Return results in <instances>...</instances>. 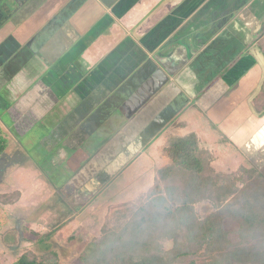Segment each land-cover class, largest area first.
Segmentation results:
<instances>
[{"label": "crops", "instance_id": "crops-1", "mask_svg": "<svg viewBox=\"0 0 264 264\" xmlns=\"http://www.w3.org/2000/svg\"><path fill=\"white\" fill-rule=\"evenodd\" d=\"M1 11L3 62L32 52L10 85L35 99L47 88L34 119L54 146L73 148L70 163L87 162L72 194L154 141L156 153L190 133L204 148L215 133L244 151L262 142L252 99L264 80V0H0ZM33 164L9 173L38 172Z\"/></svg>", "mask_w": 264, "mask_h": 264}, {"label": "rangeland", "instance_id": "rangeland-1", "mask_svg": "<svg viewBox=\"0 0 264 264\" xmlns=\"http://www.w3.org/2000/svg\"><path fill=\"white\" fill-rule=\"evenodd\" d=\"M6 4L10 6L12 3L9 1ZM263 34L260 37L261 43L264 42ZM28 48L24 46L17 50L0 66V135L14 148L12 154H6L7 151L0 154V194L20 191L14 203H3L0 200V264H17V259L27 250H34L40 256L50 255L44 264H84L82 256L88 253V247L94 240L104 236L111 239L120 237L126 233V226L133 222L145 223L154 218L152 209L149 210L151 213H145L143 208V204L151 202L152 197L146 194L144 198L139 196L150 188L164 197L171 211L176 213V218L182 200L185 199L194 206L198 222L220 212L219 219L223 229L228 231L227 239L232 244L243 245L248 242L247 246L252 247L255 243L264 245L263 238H253L255 233L245 235L244 239L240 235V219L235 217L242 210L244 200L254 203L261 199V193L264 195V180L255 177L264 173V137L262 142L255 143L254 150L249 148L253 150L251 152L234 146L224 135L217 133L214 145L205 143V148L212 153L209 157L212 170L208 169L201 177L213 176L216 179L214 174H217L218 184H226L233 181L232 173L243 175L242 180L236 181L235 191L220 207H216L209 198L201 197L205 194L197 189L200 178L197 179L191 172L178 170L168 173L164 179L158 178L157 170L169 162V157L163 146H159L158 153L154 152L155 141L137 158H129L126 163L124 160L109 164V172L99 170L102 172L99 179L91 180L78 193L72 194L68 184L74 182V177L87 162L70 163L77 158L72 152L73 148L71 150L67 146L69 144L63 141L62 146H54L47 131L38 119H34L39 111L32 108L33 102L40 103V97L46 93L47 88L42 87L43 92L35 99L23 94V83L18 82L13 87L10 85L26 65L27 57L32 54ZM3 56L0 50V64L4 60ZM261 85L258 95L252 99L257 117L264 116V80ZM261 111V114L257 113ZM77 132L82 134L80 145L84 141L89 142L87 137L90 136V130L84 132L80 129ZM97 144L98 141L91 142L88 151L98 152L101 147ZM45 151L41 156L37 154ZM25 162L29 165L34 163L39 171L18 175L9 173L13 166ZM242 168L250 171L245 172ZM44 181H48L51 186ZM194 195L199 197L195 203L191 200ZM164 222L159 226L165 227ZM246 224L253 229H263L259 218H251ZM186 234V229H180L173 235L162 230L155 231L153 236H163L165 249L173 250L177 244L187 241ZM145 236H149L148 232ZM201 241L200 236L194 238V242L186 249L189 254L178 258L179 264H192V260L202 264L203 260L211 259L208 251L227 245L224 237L208 247L200 244ZM183 251H178L179 256ZM257 263L264 264L261 259ZM233 264L255 263H239L235 260Z\"/></svg>", "mask_w": 264, "mask_h": 264}, {"label": "trees", "instance_id": "trees-1", "mask_svg": "<svg viewBox=\"0 0 264 264\" xmlns=\"http://www.w3.org/2000/svg\"><path fill=\"white\" fill-rule=\"evenodd\" d=\"M260 46L264 52V42L260 43ZM6 147V139L0 135V154L5 151ZM165 150L168 154L169 162L157 170L158 178L164 179L168 173H174L178 170L191 172L194 176L198 177L197 179L200 178L199 183H197V189L205 194L201 197L209 198L216 207H220L221 204L226 202L229 195L236 189V181L242 180L243 175L237 172L231 174L233 181L226 184H218L217 178L219 176L217 174H214L216 179H213V176L201 177L200 175L206 173L208 169L212 170V161L209 159L212 153L208 149L201 147L199 138L195 133L171 137ZM242 170L245 172L250 171V169L245 168H242ZM255 177L264 180V173H259ZM145 194L152 197V200L143 204L144 212L151 213L149 210L152 209L154 218L150 222L146 221L145 223L133 222L126 226V233L122 236L120 235V237L111 239L109 236H104L100 240H94L88 247V253L82 256L84 264H120L122 262L125 264H179L178 258L189 254V251H186V249L190 247L191 242H194V238L198 236L202 239L200 244L206 247L216 244L222 237L227 241L226 246L208 251L211 259L203 260L202 264H233L235 260H238L239 263L250 261L256 264L258 259L264 262L263 244L259 245L255 243V246L252 247L247 246L248 242L243 245H234L228 241V231L223 229L219 219L220 212L211 214L208 218L198 222L195 218L194 206L190 205V203L188 204V200L184 199L178 209V216L176 218V213L171 211V207L166 204L164 197L154 193L153 188L141 193L139 195L140 198H144ZM261 195V199L254 203L244 200L241 207L242 210L238 211L235 215V217L240 219V235L243 238L245 235L249 236L251 233H255L252 235L254 239H264V195L262 193ZM19 196V191L16 190L11 193L0 194V200L3 203L11 204ZM198 199L199 197H195L194 195V198L192 197L191 200L195 203ZM251 218H259L260 226L263 229L259 230L247 227L248 224L246 223ZM163 222L165 227H160L159 224L163 225ZM245 224L246 226L244 227ZM180 229L184 231L186 229L187 237L185 238L187 241L182 242L181 245L177 244L173 250L165 249L162 241L163 236H153L155 231L160 232L163 230L164 233L173 235ZM147 232L149 236L146 237L145 234ZM178 251H183L181 252V256H179L180 252ZM49 256H40L34 250H27L21 254L16 263L44 264V261ZM192 264H196V261L192 260Z\"/></svg>", "mask_w": 264, "mask_h": 264}, {"label": "flooded vegetation", "instance_id": "flooded-vegetation-1", "mask_svg": "<svg viewBox=\"0 0 264 264\" xmlns=\"http://www.w3.org/2000/svg\"><path fill=\"white\" fill-rule=\"evenodd\" d=\"M6 11V10H5ZM7 12H8V10H7ZM3 14H5V12L4 11H1L0 12V16H2ZM1 60V59H0ZM9 60V59H8ZM2 64H4V62L2 61V63L0 64V66L2 65Z\"/></svg>", "mask_w": 264, "mask_h": 264}]
</instances>
